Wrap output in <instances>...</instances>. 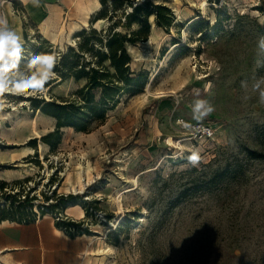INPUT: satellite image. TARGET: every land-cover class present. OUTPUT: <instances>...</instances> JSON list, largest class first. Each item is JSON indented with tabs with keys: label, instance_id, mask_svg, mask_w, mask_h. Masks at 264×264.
Wrapping results in <instances>:
<instances>
[{
	"label": "rangeland",
	"instance_id": "obj_1",
	"mask_svg": "<svg viewBox=\"0 0 264 264\" xmlns=\"http://www.w3.org/2000/svg\"><path fill=\"white\" fill-rule=\"evenodd\" d=\"M55 2L52 22L25 45L34 53L60 58L83 40V28L105 33L112 23L91 22L100 0ZM151 2L169 7L172 23L158 25L153 14L148 39L126 44L132 68L148 70V81L156 73L150 93L147 85L122 93L104 121L86 131L62 127L54 146L42 137L56 129V118L29 98L60 101L85 79L57 74L44 94L0 96L1 117L10 112L0 125V179L7 182L0 208L22 200L26 212L61 204L89 230L77 264H264V103L241 87L264 77V0ZM193 89L215 106L203 120L214 137L200 143L178 125L194 121ZM26 131L33 137L23 141ZM27 148L33 151L25 155Z\"/></svg>",
	"mask_w": 264,
	"mask_h": 264
},
{
	"label": "trees",
	"instance_id": "obj_2",
	"mask_svg": "<svg viewBox=\"0 0 264 264\" xmlns=\"http://www.w3.org/2000/svg\"><path fill=\"white\" fill-rule=\"evenodd\" d=\"M137 1L139 0H111L110 2L100 0L101 8L93 16L91 22L94 24L97 20H110L112 23L108 26V30L103 33L102 29L97 30L94 26L83 28L81 32L85 35L83 40L77 47H70L61 54L55 68L59 78L86 80L84 85L77 90L76 95L63 97L60 101L45 100L40 97L29 98L36 109H40L41 112L57 120L56 129L42 137L50 146L55 144L50 140L52 135L59 133L62 127H73L77 131L89 130L95 121L105 120L108 109L120 101L122 93H135L147 85L148 70L136 71L132 68L133 59L126 44L148 39L151 15L155 14L157 24L162 26L170 25L174 17L170 8L165 5L153 3L151 0ZM127 6L129 10L125 8ZM134 24H137L138 28L132 29ZM117 25L129 28L130 31L116 30ZM92 39L95 41L91 42ZM87 54L91 55V58H88ZM94 90L100 91L98 98L92 92ZM60 138L59 135L56 142H59ZM6 184V181L0 179L1 187ZM6 197L13 196L7 194ZM10 203L0 208V220L9 219L19 223L36 221V212H26L22 209L24 200L18 201L16 206L13 202ZM59 205L50 211L63 210L58 207ZM43 210L40 211L42 215L50 212L48 209ZM86 213H89L87 208ZM56 225L59 228H65L66 233L72 236L89 231L82 222L58 221Z\"/></svg>",
	"mask_w": 264,
	"mask_h": 264
},
{
	"label": "crops",
	"instance_id": "obj_3",
	"mask_svg": "<svg viewBox=\"0 0 264 264\" xmlns=\"http://www.w3.org/2000/svg\"><path fill=\"white\" fill-rule=\"evenodd\" d=\"M55 3L40 0L39 6H34L31 0H0V14L27 43L52 22L51 8ZM0 120L3 121L1 115ZM31 134L23 133V141L32 138ZM83 237L67 234L50 215L28 223L0 220V264H77L87 247Z\"/></svg>",
	"mask_w": 264,
	"mask_h": 264
},
{
	"label": "clouds",
	"instance_id": "obj_4",
	"mask_svg": "<svg viewBox=\"0 0 264 264\" xmlns=\"http://www.w3.org/2000/svg\"><path fill=\"white\" fill-rule=\"evenodd\" d=\"M34 6H39L40 0H31ZM259 49L264 52V37L258 41ZM59 61V53H34L26 48L24 38L8 26V20L0 14V96L37 95L46 93V84L57 78L55 68ZM206 89H210L209 83ZM241 87L258 95L259 102L264 103V77L255 79L251 85L248 81H241ZM194 100L191 103V117L201 122L215 111V106L207 99L201 98L198 89L192 90ZM251 97L245 95L244 99ZM179 102V100H177ZM183 127L193 129V125L178 121ZM198 130V129H195ZM197 160V156L190 158Z\"/></svg>",
	"mask_w": 264,
	"mask_h": 264
},
{
	"label": "built area",
	"instance_id": "obj_5",
	"mask_svg": "<svg viewBox=\"0 0 264 264\" xmlns=\"http://www.w3.org/2000/svg\"><path fill=\"white\" fill-rule=\"evenodd\" d=\"M178 121H184L185 123L193 125V129H187L183 127L180 123H178L180 131L193 142L200 143V142L210 140L214 137V133H215L214 127L212 126V124L208 122H203V121L201 122L192 121L191 122V121L186 120L185 118H180ZM195 129H198V130H195ZM35 212L37 213L36 220L40 219L44 215H50L52 219L55 221V223L58 221L79 222L77 218H74L70 216L67 212H63L62 210H59V209L50 211L49 213L46 212L43 215L38 210H36ZM98 215L101 219L103 220L105 219L104 214L99 212ZM60 229L65 231V228H60Z\"/></svg>",
	"mask_w": 264,
	"mask_h": 264
},
{
	"label": "bare ground",
	"instance_id": "obj_6",
	"mask_svg": "<svg viewBox=\"0 0 264 264\" xmlns=\"http://www.w3.org/2000/svg\"><path fill=\"white\" fill-rule=\"evenodd\" d=\"M207 5V2L206 1H204L203 3H202V7L203 8H205V6ZM175 46V45H174ZM155 72H153L152 74H151V76H150V79H149V81H148V84H147V91L150 93L151 92V82L153 81V79H154V77H155ZM164 93V92H163ZM3 114H5V115H7V116H4V117H2V119H8L9 117H10V112H7V113H3ZM1 123H2V120H0V125H1ZM33 151V149L32 148H27V149H25L24 150V154L25 155H28V154H30L31 152ZM79 180H81V175L79 176ZM120 196L121 195H118V201L120 200L119 198H120ZM121 202H119V204H120ZM120 206V205H119ZM120 207H122V206H120Z\"/></svg>",
	"mask_w": 264,
	"mask_h": 264
},
{
	"label": "water",
	"instance_id": "obj_7",
	"mask_svg": "<svg viewBox=\"0 0 264 264\" xmlns=\"http://www.w3.org/2000/svg\"><path fill=\"white\" fill-rule=\"evenodd\" d=\"M95 27V26H94Z\"/></svg>",
	"mask_w": 264,
	"mask_h": 264
}]
</instances>
